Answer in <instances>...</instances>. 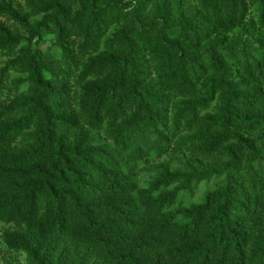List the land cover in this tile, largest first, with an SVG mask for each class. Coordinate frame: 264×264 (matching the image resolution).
I'll list each match as a JSON object with an SVG mask.
<instances>
[{"label":"trees","instance_id":"16d2710c","mask_svg":"<svg viewBox=\"0 0 264 264\" xmlns=\"http://www.w3.org/2000/svg\"><path fill=\"white\" fill-rule=\"evenodd\" d=\"M4 264H264V0H0Z\"/></svg>","mask_w":264,"mask_h":264},{"label":"rangeland","instance_id":"374dc122","mask_svg":"<svg viewBox=\"0 0 264 264\" xmlns=\"http://www.w3.org/2000/svg\"><path fill=\"white\" fill-rule=\"evenodd\" d=\"M22 1V0H18ZM4 227V225L0 222V229ZM11 256L9 254H6L2 247L0 246V264H4L5 259L10 258Z\"/></svg>","mask_w":264,"mask_h":264}]
</instances>
